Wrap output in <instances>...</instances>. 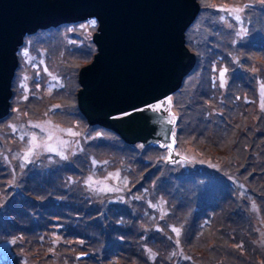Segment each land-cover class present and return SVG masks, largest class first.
I'll return each mask as SVG.
<instances>
[{"label": "rangeland", "instance_id": "rangeland-1", "mask_svg": "<svg viewBox=\"0 0 264 264\" xmlns=\"http://www.w3.org/2000/svg\"><path fill=\"white\" fill-rule=\"evenodd\" d=\"M196 3L192 73L140 110L171 121L172 153L81 117L96 22L23 41L0 121V264H264V0Z\"/></svg>", "mask_w": 264, "mask_h": 264}, {"label": "water", "instance_id": "water-1", "mask_svg": "<svg viewBox=\"0 0 264 264\" xmlns=\"http://www.w3.org/2000/svg\"><path fill=\"white\" fill-rule=\"evenodd\" d=\"M199 9L196 0H0V121L9 113L23 41L92 20L96 55L78 75L81 117L128 145L161 144L172 153L170 120L140 110L178 93L192 73L196 58L186 49L185 34ZM121 123L135 125L131 138Z\"/></svg>", "mask_w": 264, "mask_h": 264}, {"label": "snow or ice", "instance_id": "snow-or-ice-1", "mask_svg": "<svg viewBox=\"0 0 264 264\" xmlns=\"http://www.w3.org/2000/svg\"><path fill=\"white\" fill-rule=\"evenodd\" d=\"M232 11L238 13L239 11H241V9L239 7H235V8L232 9ZM92 23L95 24V21H92ZM220 75H221V77H223L224 72L222 71ZM53 79H55V78L53 77ZM155 107L158 110L161 107V105L160 104H157ZM35 127H41V126L40 125H35ZM68 132H69V134H72V135H76L77 134V133H73L70 129L68 130ZM49 139H51V136H49ZM35 140H36V137L33 136L32 142H31V146L29 147V149L24 154V159L25 160H27L28 157L32 154L33 149L39 146L38 144L35 143ZM49 150L50 151H55V148L50 147ZM174 231H176L177 233H179V229H174Z\"/></svg>", "mask_w": 264, "mask_h": 264}, {"label": "flooded vegetation", "instance_id": "flooded-vegetation-1", "mask_svg": "<svg viewBox=\"0 0 264 264\" xmlns=\"http://www.w3.org/2000/svg\"><path fill=\"white\" fill-rule=\"evenodd\" d=\"M141 114H145V115H150V116H153V117H160L161 115L160 114H157L156 112H151V111H142L140 112Z\"/></svg>", "mask_w": 264, "mask_h": 264}, {"label": "trees", "instance_id": "trees-1", "mask_svg": "<svg viewBox=\"0 0 264 264\" xmlns=\"http://www.w3.org/2000/svg\"><path fill=\"white\" fill-rule=\"evenodd\" d=\"M188 34H189V33H188ZM180 94H181V92H178V93L176 94V96H179ZM174 140H175V136H174ZM166 166H167V165H166ZM168 167H169V166H168ZM169 182H172V181L169 180L168 183H169Z\"/></svg>", "mask_w": 264, "mask_h": 264}]
</instances>
